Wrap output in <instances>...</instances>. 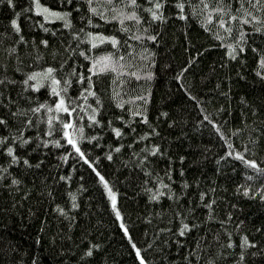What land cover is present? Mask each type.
I'll list each match as a JSON object with an SVG mask.
<instances>
[{
	"label": "snow or ice",
	"instance_id": "6c2138e0",
	"mask_svg": "<svg viewBox=\"0 0 264 264\" xmlns=\"http://www.w3.org/2000/svg\"><path fill=\"white\" fill-rule=\"evenodd\" d=\"M5 5L13 15L0 25V232L33 193L55 202L63 187L69 200L54 203V212L68 229L61 240L72 247L57 249L56 234L44 256L27 249L21 255L0 235V264H115L107 241L91 238L95 197L81 203L89 187L104 198L132 264H249L264 257V221L250 234L239 218L242 199L264 207V102L242 95L234 115L231 87L221 90L217 79L213 91L227 108L216 107L192 72L208 49L220 48L212 71L236 62L237 74L247 79L241 69L251 51V70L264 83V0H28L19 11L16 0H0ZM22 14L41 30L39 39L25 33ZM194 24L215 42L197 47L190 35ZM178 45L186 62L170 67L169 56L161 65L160 49L168 53ZM161 76L171 83L157 103ZM223 80L231 85L232 77ZM175 82L183 99L173 108ZM185 101L194 105L193 127L207 130V143L193 146L184 131L191 119L184 118ZM238 171L245 179L229 194L219 177L227 181ZM140 197L143 211L136 220L147 227L137 239L132 213L124 209L128 200L139 206ZM78 226L79 242L73 238ZM257 234L262 238H251ZM35 243H42L40 235Z\"/></svg>",
	"mask_w": 264,
	"mask_h": 264
},
{
	"label": "trees",
	"instance_id": "16d2710c",
	"mask_svg": "<svg viewBox=\"0 0 264 264\" xmlns=\"http://www.w3.org/2000/svg\"><path fill=\"white\" fill-rule=\"evenodd\" d=\"M17 2V10H21L27 4L28 0H16ZM55 3V0H52ZM13 15L12 11L5 5L0 6V25H7L9 18ZM35 17V13H32ZM20 19L21 27L24 29L25 33L29 32L34 33L39 36L41 34V30L38 28H34L32 24L25 19L22 14ZM56 27H59V22H54ZM169 30V35L171 37V31ZM191 38L195 42L197 47L201 45H205L207 43H214L207 33L200 28L198 24H194L192 26V31L190 33ZM182 39V37H181ZM171 38L169 40V44H171ZM56 47H59L58 41L52 42ZM43 48V46H41ZM105 49L101 46L100 51H104ZM21 51L24 52L25 49L22 47ZM161 57L160 64L162 65L165 60L169 56L172 57L173 63L172 66H181L186 62V54L183 50V47L177 46L175 49H172L170 52L165 53L164 49L161 48ZM223 55V51L220 48H210L207 52L199 59V63L196 65L192 72L197 74V79L200 81L204 91L208 92L209 98H211V102L219 107L221 104H224L227 108V101L224 97L218 95V93L214 92L213 89L215 87L217 79L222 80L221 90L227 87H231V103L232 106L236 109L234 115L238 114L239 108L237 104L239 102L240 96H245L253 101H262L264 102V83H261L255 76V73L251 70L255 65V58L251 51L248 53V67L241 69L243 71L244 76L247 79H242L240 75H238L237 63L233 62L230 67L220 69L217 67L215 72L212 71L213 62L215 61L217 64L219 63V58ZM27 62V61H26ZM48 62L51 63L52 60L48 57ZM168 77L172 76V72H168ZM231 75L232 81L231 85L228 84L227 80H223V77ZM189 82H191V73H189ZM108 81L106 80V84ZM166 83H171V81L165 79L161 76L160 80L156 83L154 87V94L157 103L161 102V97L164 96L165 89L164 86ZM172 91L174 95L171 97V107L176 108L178 104L182 102L181 89L178 86V82L172 84ZM165 106H169V101H163ZM186 104L187 111L184 113V118L189 119V124L184 128V131L188 132L189 137H192V144L195 146L200 143H207L209 140V134L207 130L200 129L196 131L193 127L197 112L192 103L184 102ZM227 115V112L225 113ZM179 131L174 132L173 135H178ZM211 139H215L214 136ZM185 143H188L186 140ZM198 154V153H197ZM177 166H179V162L177 161ZM68 166L66 165L65 168ZM106 167V166H105ZM114 169H111L112 171ZM194 169H191L193 171ZM209 172H211V167L209 166ZM85 175L87 185H91L92 180L91 176L85 173H81ZM127 173L125 172V175ZM117 175H120L117 173ZM178 177V172H177ZM245 177L238 171L234 176H231L230 179L225 181L223 176L219 177L220 183H226L229 194L233 191L235 187V183H239L243 181ZM120 180H124V176L120 175ZM86 185V186H87ZM75 182L72 185V188L75 189ZM93 195L95 200L93 203V208L90 210V224L93 226L90 228L92 231V239L94 240H106L107 243L105 245V251L109 254L110 258L115 261V264H132V258L128 255L129 245L126 242V238L121 236L120 230L118 229V225L114 222L112 215L110 214V209L105 207L104 198L101 197L100 192L97 191L94 187H89V192L83 194V199L81 201L82 207H84L85 203L88 202L89 195ZM7 196V193H4ZM134 195L131 189L128 190V196L132 197ZM231 198V197H230ZM19 199V197H17ZM69 200V196L67 191L61 187V189L57 192V199L55 202L50 201L46 196L43 198H38L35 193H33L32 197L24 200L23 203L18 204L16 209L11 214V220L9 221V226L6 232H0V235H3L4 241H11L15 248L21 250V255L25 249L28 250L29 254L44 256L49 252V249L52 247V237L56 235V247H72L71 242L68 240H61V236L68 232L66 222H64L58 215L54 212V203H60L62 205L66 204ZM144 202V197L139 198V206L137 205L135 200L126 201L125 211L128 213H132L133 224L136 227V238L139 239V233L142 231L147 225L142 221H137L136 216L139 215L140 211H143L142 205ZM235 203L236 200L233 199ZM245 209V212L239 217L240 219H245L246 224L242 230L249 231L251 234V229L254 224H259L261 221H264V207L258 202L248 201L242 199L240 201ZM98 205V207H97ZM167 206V205H165ZM223 205H221V208ZM31 211V215H30ZM3 214H0V219H3ZM45 218L46 222H45ZM235 219V217H234ZM82 221H78V225L81 224ZM44 225V232H40L41 225ZM63 229L64 232L60 230ZM37 235L41 236V244L35 243V238ZM74 239L79 242L82 239L81 236V227H76L74 229ZM256 239H261L262 237L257 234L254 237ZM4 241H0V250L4 248ZM87 245V241H84L81 244V247ZM102 253L98 254L97 259H99ZM70 259L75 260V256H69ZM17 259H20L18 256ZM46 264V261H45ZM92 264H96V261H93ZM249 264H264V257H258L255 260L250 259Z\"/></svg>",
	"mask_w": 264,
	"mask_h": 264
}]
</instances>
